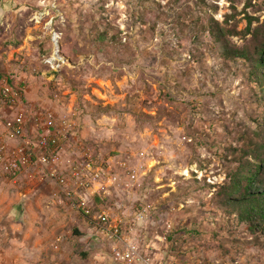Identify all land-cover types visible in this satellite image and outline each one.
<instances>
[{"label": "rangeland", "instance_id": "rangeland-1", "mask_svg": "<svg viewBox=\"0 0 264 264\" xmlns=\"http://www.w3.org/2000/svg\"><path fill=\"white\" fill-rule=\"evenodd\" d=\"M246 16L261 25L264 0H0V74L28 109L71 124L70 148L110 165L98 209L168 264H264V233L219 195L234 148L264 141L249 67L222 58L217 35L247 46ZM54 188L0 174V264H115Z\"/></svg>", "mask_w": 264, "mask_h": 264}, {"label": "built area", "instance_id": "built-area-1", "mask_svg": "<svg viewBox=\"0 0 264 264\" xmlns=\"http://www.w3.org/2000/svg\"><path fill=\"white\" fill-rule=\"evenodd\" d=\"M71 131V124L52 110L28 109L22 91L6 77L0 78V174L25 173L55 187L51 197L64 199L81 213L99 240L112 245L115 264H168L163 257L142 253L127 242L120 219L98 209L102 188L111 187L115 176L108 170L110 165L101 166L89 148H70ZM129 177L133 179V173ZM159 238L166 240L165 234ZM117 244L123 249H116Z\"/></svg>", "mask_w": 264, "mask_h": 264}, {"label": "trees", "instance_id": "trees-1", "mask_svg": "<svg viewBox=\"0 0 264 264\" xmlns=\"http://www.w3.org/2000/svg\"><path fill=\"white\" fill-rule=\"evenodd\" d=\"M245 19L243 32L245 36L251 35L250 43L241 47L231 45L227 37L236 36L238 32L235 29L217 30L218 38L222 42L225 38L228 41L222 44L220 55L224 59H241L249 67L252 82L258 88V106L264 113V22L250 30L253 18L246 16ZM3 77L13 85L10 76L0 74V78ZM255 121L259 127L261 121ZM254 133L257 136L258 130ZM233 151L235 167L227 172V180L219 186L222 203L232 207L238 220L252 233H264V141L247 135L242 146ZM171 232L165 235L168 242L174 238Z\"/></svg>", "mask_w": 264, "mask_h": 264}, {"label": "crops", "instance_id": "crops-1", "mask_svg": "<svg viewBox=\"0 0 264 264\" xmlns=\"http://www.w3.org/2000/svg\"><path fill=\"white\" fill-rule=\"evenodd\" d=\"M18 208H19V207H18ZM8 213H10V214H8L7 217L10 218V216H11L12 214H11V212H8ZM5 214H6V213H5ZM5 214H4V215H5ZM4 225H5V224H4V222H3V218H2V216H0V231H1V232H4V231H3Z\"/></svg>", "mask_w": 264, "mask_h": 264}]
</instances>
